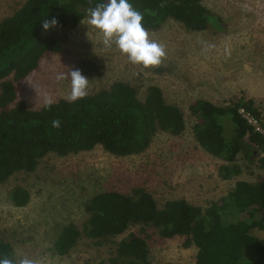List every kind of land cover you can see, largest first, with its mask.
Returning <instances> with one entry per match:
<instances>
[{
    "label": "trees",
    "instance_id": "trees-1",
    "mask_svg": "<svg viewBox=\"0 0 264 264\" xmlns=\"http://www.w3.org/2000/svg\"><path fill=\"white\" fill-rule=\"evenodd\" d=\"M106 0H26L0 22V183L18 172H33L50 153L79 154L101 146L115 156L146 151L159 130L180 135L186 128L185 114L171 104L158 85H150L143 97L136 86L124 80L113 82L75 102L60 99L40 108H30L18 99L17 85L36 70L49 53L65 50L70 31L85 17L89 7ZM143 14L148 31L161 29L170 20L190 31L225 29L220 15L204 0H128ZM55 18L57 26L43 28ZM82 74L97 67L92 59L78 64ZM196 118L195 135L211 154L224 160L219 174L231 179L242 173L240 154L264 169V119L253 99L240 98L219 106L201 98L190 106ZM255 118L261 130L244 112ZM230 116V119L226 118ZM60 127L52 126L54 120ZM257 155H256V154ZM254 157V158H255ZM10 197L16 206L31 200L29 190L16 185ZM88 214L83 232L103 244L116 242L117 257L102 264H151L149 244L143 235L153 229L161 238L184 236V246L198 248L196 264H264V239L253 234L264 230V178L239 180L219 201L203 208L186 198L167 200L160 206L145 188L130 193L104 190L85 204ZM139 227L138 231L133 228ZM83 236L73 222L58 227L53 250L68 254ZM15 258L13 244L0 238V258Z\"/></svg>",
    "mask_w": 264,
    "mask_h": 264
},
{
    "label": "rangeland",
    "instance_id": "rangeland-1",
    "mask_svg": "<svg viewBox=\"0 0 264 264\" xmlns=\"http://www.w3.org/2000/svg\"><path fill=\"white\" fill-rule=\"evenodd\" d=\"M25 1L0 0V22ZM204 4L223 17L225 29L190 31L170 20L159 30H147L151 39L165 45L166 56L158 66L133 65L115 45L106 48L102 34L87 25L85 17L84 23L70 31L65 50L47 54L17 85L18 99L30 108L42 107L45 93L54 102L66 99L70 80L57 81L56 74L78 69L81 60L92 59L97 69L83 74L89 80L88 94L109 88L117 80L136 86L141 97L150 85H158L167 101L183 110L186 128L180 135L159 130L146 151L130 156H115L101 146L67 156L50 153L35 171L18 172L0 183V238L13 244L16 257L26 255L40 264H102L117 257L116 242L125 234L98 244L83 232L88 217L84 204L104 190L131 194L142 187L160 206L167 200L186 198L205 209L231 191L237 181L264 178L258 157L254 155L250 162L240 154L242 173L223 179L219 168L224 160L200 144L190 109L201 98L219 106L240 98L253 99L264 119V0H204ZM16 185L31 194L25 206H16L11 200ZM69 222L83 236L68 254L59 255L53 250L54 235ZM253 234L264 239V230L254 229ZM143 236L149 244L151 264H196L198 248L185 247L184 236L161 238L153 229Z\"/></svg>",
    "mask_w": 264,
    "mask_h": 264
},
{
    "label": "clouds",
    "instance_id": "clouds-1",
    "mask_svg": "<svg viewBox=\"0 0 264 264\" xmlns=\"http://www.w3.org/2000/svg\"><path fill=\"white\" fill-rule=\"evenodd\" d=\"M142 21L143 14L128 0H106L87 10L86 23L99 30L106 48L115 45L133 65H142L144 68L158 66L166 56L165 45L150 38ZM57 24L58 21L52 18L50 21L44 20L42 26L48 30ZM55 78L57 81L70 80V92L66 96L69 102H75L88 94L89 80L79 69H69L67 73L59 72ZM53 102L51 94L45 93L44 106L50 107ZM60 123L59 119L54 120L52 126L58 128ZM0 264H40V262L26 255H18L15 258L8 256L0 258Z\"/></svg>",
    "mask_w": 264,
    "mask_h": 264
},
{
    "label": "built area",
    "instance_id": "built-area-1",
    "mask_svg": "<svg viewBox=\"0 0 264 264\" xmlns=\"http://www.w3.org/2000/svg\"><path fill=\"white\" fill-rule=\"evenodd\" d=\"M243 112H244V111H243ZM245 113H246V112H245ZM245 113H244V114H245ZM245 115H246V117L248 118V120H249L251 123H253V124L257 127L258 130L263 131V130L261 129V127L259 126L258 121H257L255 118H253V117H252L251 115H249L248 113L245 114ZM249 116H250L252 119H254L255 123H254L253 121H251V119H250ZM256 123H257L258 125H257Z\"/></svg>",
    "mask_w": 264,
    "mask_h": 264
}]
</instances>
